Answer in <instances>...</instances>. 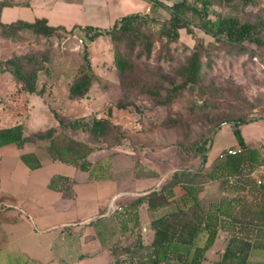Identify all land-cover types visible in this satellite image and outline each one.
<instances>
[{
    "label": "trees",
    "instance_id": "obj_1",
    "mask_svg": "<svg viewBox=\"0 0 264 264\" xmlns=\"http://www.w3.org/2000/svg\"><path fill=\"white\" fill-rule=\"evenodd\" d=\"M146 1L152 7L156 5L167 8L170 17L162 20L143 12L131 13L116 20L109 28L94 25H75L72 28L62 25L54 26L46 17L36 18L34 21L19 19L5 23L1 19L4 7L17 2L0 0V35L14 38L19 31L29 30L37 36L62 38L76 29H81L86 32L89 42L109 35L113 42L114 67L122 77L128 73L139 76L136 74L137 61L152 59L158 43H160L158 45L160 55L157 58L161 60L163 51L165 49L168 51L170 45L180 39L182 29L185 28L189 33H193L189 13L196 15L200 21V28L216 40L225 41L232 46H244L251 43L264 47V7L263 15L252 20L221 14L213 18L212 0H175L171 5L163 0ZM219 1L225 4L239 2L246 6L258 2V0ZM205 51L204 40L198 38L186 61L171 73H161L160 77L153 82H141L137 77L129 83L121 80V87L123 85L128 89H138L141 94L149 96L157 105H170L182 92L196 89L202 83ZM84 59L85 63L81 65L79 73L69 86V96L72 99L87 96L93 83L98 79L88 53V42L85 44ZM46 60V54L28 52L0 62V70L11 73L20 84L21 90L43 93L44 89L38 91L37 82L40 72L45 69ZM116 107L118 109L135 107L140 111L139 105L134 100L120 99ZM109 116L111 117V112ZM55 117L58 125L64 130L88 131L90 141L85 142L70 136L60 140L56 126L36 131L28 136L25 134L24 125L20 123L0 129V146L9 143L23 144L26 141L49 140V151L54 159L89 171L92 161L88 157L94 150L100 148V146L96 148L92 143L111 142L113 136L117 134L121 136V131L125 130L110 117H94L88 122L78 119L66 122L58 113H55ZM248 122L250 121L244 116H235L216 125L219 126L218 128L231 125L241 147H245V150L227 155L223 159L217 156L207 166L211 140L218 130L214 126L210 130L212 134L205 137L203 142L197 146L202 155V163L197 169L182 166L169 172L159 189L139 195L128 204L122 214L127 213L129 219L138 225L140 205L147 202L150 209L167 205L172 189L178 183H183L191 198L188 210L168 213L151 221L150 226L154 230L152 242H144L141 232L138 231L136 240L132 244L122 245L119 242L111 244L110 250L114 256V263L126 261L127 264H203L206 253L214 244L220 228L231 230L234 226H238L242 234L233 233L228 238L220 261L228 264H253L251 252L255 249L264 250V222L261 221L263 216L258 210L256 211L255 204L251 201L256 189L264 195V189L258 186L252 177L255 169L264 163V147L260 150L259 147L247 145L241 125ZM111 143L121 145V138L117 136V141ZM23 159L32 167L41 165L35 154H24ZM143 175L163 178V175L158 172L144 170L143 164L138 160L136 176ZM209 180L224 182V189L236 192L237 196L233 199L224 197L220 202L212 204L207 212L203 211L200 192L204 188L203 183ZM223 216L231 217V220ZM250 224L253 229H257L252 235L249 229H245V227H251ZM123 225L122 223V227ZM203 231L208 233L207 241L204 245H198L197 237ZM251 238L253 241L250 240Z\"/></svg>",
    "mask_w": 264,
    "mask_h": 264
},
{
    "label": "crops",
    "instance_id": "obj_2",
    "mask_svg": "<svg viewBox=\"0 0 264 264\" xmlns=\"http://www.w3.org/2000/svg\"><path fill=\"white\" fill-rule=\"evenodd\" d=\"M103 2L18 0L4 7L1 19L10 23L46 17L51 25L72 28L91 24L87 22L91 21L87 12L97 13L106 9L113 25L127 14L146 13L151 7L146 0ZM41 80L37 83L38 91L45 83ZM45 94L21 90L11 73L0 70V129L21 123L26 135L36 132L27 133L26 127L36 107V99L44 100ZM226 126L233 130L235 139L230 145L222 141L215 152L211 140L207 166L222 150L241 146L231 125L218 128L214 136ZM49 145V140H39L0 146V264H127L126 261L114 263L111 244H132L138 231L144 242L150 243L154 238V230L150 226L152 220L188 210L191 204L185 186L178 183L173 187L167 205L157 209H150L147 202L140 205L137 225L127 213L122 214L128 204L139 195L159 189L167 174L183 165L162 172L157 169L156 160L142 154L136 156L139 150L124 145L94 150L88 157L92 161L88 171L54 159ZM24 154H35L41 165L30 166L23 159ZM138 160L163 178L136 176ZM224 185L220 180L203 183L204 188L200 192L203 211L207 212L212 204L224 197L233 199L237 196L236 192L224 189ZM223 218L231 220V217ZM245 229H249L251 235L257 231L252 225ZM240 232L238 226L231 230L220 228L203 264H228L220 261L221 254L228 238L233 233L242 234ZM207 238L208 233L203 231L196 242L204 245ZM250 240L253 241L252 238ZM251 260L253 264H264V250H253Z\"/></svg>",
    "mask_w": 264,
    "mask_h": 264
},
{
    "label": "rangeland",
    "instance_id": "obj_3",
    "mask_svg": "<svg viewBox=\"0 0 264 264\" xmlns=\"http://www.w3.org/2000/svg\"><path fill=\"white\" fill-rule=\"evenodd\" d=\"M163 1L171 5L175 0ZM212 1L213 18L221 14L255 20L263 15L264 0L247 6L239 2L225 4L219 0ZM148 4L151 6L149 2ZM145 14L162 20L170 17L167 8L156 5L151 6ZM87 17L91 20L87 21L91 23L89 25L101 28L112 25L106 9H100L97 13L89 11ZM188 17L193 33L182 29L180 39L172 43L168 51H163L161 60L157 58L160 55L158 43L152 59L137 61L136 74L139 76L128 73L124 78L114 67L113 42L109 35L92 42L88 41L86 32L81 29H76L62 38L37 36L29 30L19 31L14 38L0 35V62L28 52L47 55L45 69L40 72L38 79L44 80H41L45 82L41 89L47 94L44 100L36 99V107L27 123V133L56 126L60 140L70 136L89 142L88 131L62 129L55 113L66 122L76 119L88 122L94 117H110L111 112L110 118L125 129L121 131V136L117 134L122 144L111 143L117 141V136H113L111 142L92 143L93 146H100L99 149L124 145L132 147L139 150L136 156L142 154L156 160L157 169L167 172L181 165L198 168L202 163V155L197 146L212 134L210 130L225 119L244 116L250 121L241 125L245 140L250 147L263 150L264 47L251 43L232 46L225 41L216 40L200 28L196 15L189 13ZM198 38L204 40L206 51L203 55L202 83L196 89L184 91L170 105L161 106L155 104L149 96L141 94L138 89H128L123 85L121 87V80L129 83L137 77L141 82H153L161 73H171L186 61ZM86 42L98 79L87 96L72 99L69 96V86L79 73L81 65L85 63ZM120 99L134 100L140 111L135 107L118 109L116 103ZM234 139L233 130L224 127L212 138L213 151L220 147L222 141L230 145ZM144 168L152 170L148 166ZM255 171L252 174L254 180ZM251 201L264 218V195L256 189Z\"/></svg>",
    "mask_w": 264,
    "mask_h": 264
},
{
    "label": "built area",
    "instance_id": "obj_4",
    "mask_svg": "<svg viewBox=\"0 0 264 264\" xmlns=\"http://www.w3.org/2000/svg\"><path fill=\"white\" fill-rule=\"evenodd\" d=\"M243 150L244 148L241 146H239L238 148H227V149L222 150L218 154V157L223 159L227 155L236 154V153L242 152ZM255 181L258 186L264 189V163L258 166L257 170L255 171Z\"/></svg>",
    "mask_w": 264,
    "mask_h": 264
}]
</instances>
